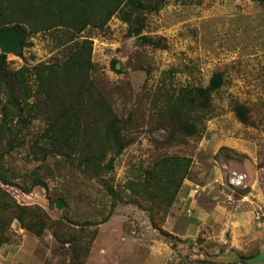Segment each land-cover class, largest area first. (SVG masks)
I'll use <instances>...</instances> for the list:
<instances>
[{"label": "rangeland", "instance_id": "rangeland-1", "mask_svg": "<svg viewBox=\"0 0 264 264\" xmlns=\"http://www.w3.org/2000/svg\"><path fill=\"white\" fill-rule=\"evenodd\" d=\"M145 4V10L127 13L128 20L116 15L105 29H87L78 38L93 41L92 79L127 122L125 151L110 172L72 166L58 156L36 161L32 147L38 141L42 146L46 123L34 121L26 145L4 161L11 183L0 185L7 196L1 200L9 206L0 209V218L12 220L3 237L17 256L0 264L17 259L18 264H161L163 249H172L179 264H242L219 259L261 253L244 255L201 239L170 237L163 213L135 202L125 186L163 156L190 157L194 169L218 162L229 169L230 179L245 176L244 186L233 185L235 193L255 191L264 215V0ZM64 36L57 29L27 36L21 54L7 55L9 68L64 60L71 49ZM216 74L222 84L211 92ZM195 87L204 89L206 106L188 108L196 129L188 132L185 123L168 122L165 107L182 89ZM2 102L0 90V121ZM239 107L246 122L238 117ZM35 179L43 184L34 186ZM39 209L53 220L41 236L17 219L29 220ZM73 236L84 238L76 252L68 242Z\"/></svg>", "mask_w": 264, "mask_h": 264}, {"label": "trees", "instance_id": "trees-1", "mask_svg": "<svg viewBox=\"0 0 264 264\" xmlns=\"http://www.w3.org/2000/svg\"><path fill=\"white\" fill-rule=\"evenodd\" d=\"M146 8L145 0H0L1 30H18L22 43L27 36L63 30L65 43L71 44L64 60L23 66L18 70L9 68L8 54L2 52L0 55V90L3 94L0 185L11 183L4 161L26 145V132L36 120L46 123L42 146L38 141L32 147L36 161L58 156L80 168L88 166L105 172L114 169L117 158L127 147L124 136L127 122L117 115L109 97L98 91L92 79L93 41L89 38L79 41L78 38L87 29H105L116 15L128 20L127 13ZM221 84L222 77L216 74L210 91L219 90ZM204 93L203 88L182 89L165 107L168 122L185 123L184 129L195 132V126L189 124L191 112L188 108L195 103L205 107L201 99ZM236 110L241 121L246 122L242 108ZM192 165L193 159L187 156L160 157L143 176L129 180L125 190L135 202L143 200L163 213L165 221L181 186L190 175ZM41 184L38 180L34 182V186ZM111 190L115 193L113 188ZM1 197L7 196L0 187V209L8 211L9 206L2 202ZM20 210L27 213L32 209ZM34 213L29 220L17 219L27 232L41 236L53 220L41 209ZM11 224L12 220L0 218V249L11 242L3 237ZM82 240L73 236L68 241L75 244L74 252ZM89 250L86 247L85 254Z\"/></svg>", "mask_w": 264, "mask_h": 264}, {"label": "crops", "instance_id": "crops-1", "mask_svg": "<svg viewBox=\"0 0 264 264\" xmlns=\"http://www.w3.org/2000/svg\"><path fill=\"white\" fill-rule=\"evenodd\" d=\"M229 169L216 163L194 169L181 186L174 205L164 223L173 237L187 242L199 239L227 247L228 251L252 255L264 251V215L262 203L255 191L236 195L230 183ZM14 244H4L0 260L11 261ZM21 249L20 246H17ZM161 264H179L175 252L163 249ZM18 259L16 264H18Z\"/></svg>", "mask_w": 264, "mask_h": 264}, {"label": "water", "instance_id": "water-1", "mask_svg": "<svg viewBox=\"0 0 264 264\" xmlns=\"http://www.w3.org/2000/svg\"><path fill=\"white\" fill-rule=\"evenodd\" d=\"M22 37L18 30L0 29V50L5 54H17L21 49ZM60 207V204H58ZM61 208V207H60ZM225 263H242V264H264V251L254 257L242 258L239 256H231L228 258L219 259Z\"/></svg>", "mask_w": 264, "mask_h": 264}, {"label": "built area", "instance_id": "built-area-1", "mask_svg": "<svg viewBox=\"0 0 264 264\" xmlns=\"http://www.w3.org/2000/svg\"><path fill=\"white\" fill-rule=\"evenodd\" d=\"M231 183L236 187H242L245 184V176L235 174V176L231 179Z\"/></svg>", "mask_w": 264, "mask_h": 264}]
</instances>
